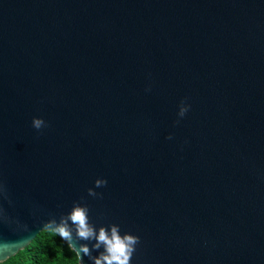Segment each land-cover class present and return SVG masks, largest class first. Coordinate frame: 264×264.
Returning <instances> with one entry per match:
<instances>
[{
	"label": "water",
	"instance_id": "95a60500",
	"mask_svg": "<svg viewBox=\"0 0 264 264\" xmlns=\"http://www.w3.org/2000/svg\"><path fill=\"white\" fill-rule=\"evenodd\" d=\"M0 185V263L80 204L130 264H264V0H0Z\"/></svg>",
	"mask_w": 264,
	"mask_h": 264
},
{
	"label": "clouds",
	"instance_id": "9594fccd",
	"mask_svg": "<svg viewBox=\"0 0 264 264\" xmlns=\"http://www.w3.org/2000/svg\"><path fill=\"white\" fill-rule=\"evenodd\" d=\"M186 111L187 108L182 107L179 115L183 116ZM44 126L45 122L42 119L33 118L32 127L34 129L39 131ZM106 183L107 181L105 180H96L95 187L100 188L106 185ZM4 194L5 190L0 185V195ZM88 195L96 196L97 193L93 188H89ZM88 212L87 206L75 204L67 215L60 217L59 222L56 219H50L43 226L65 241L71 242L73 240V229L78 240H95L92 248L100 249L103 247V251L99 256L93 258L94 264H130L132 255L136 250V245L139 243V238L130 234L122 236L117 225H112L110 232L104 227H101L97 232L94 226L89 223ZM75 250L80 259L81 253L85 256L91 255V250L86 244H80L79 249Z\"/></svg>",
	"mask_w": 264,
	"mask_h": 264
},
{
	"label": "trees",
	"instance_id": "16d2710c",
	"mask_svg": "<svg viewBox=\"0 0 264 264\" xmlns=\"http://www.w3.org/2000/svg\"><path fill=\"white\" fill-rule=\"evenodd\" d=\"M0 264H80V261L62 238L43 231L28 247Z\"/></svg>",
	"mask_w": 264,
	"mask_h": 264
}]
</instances>
